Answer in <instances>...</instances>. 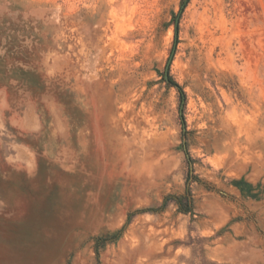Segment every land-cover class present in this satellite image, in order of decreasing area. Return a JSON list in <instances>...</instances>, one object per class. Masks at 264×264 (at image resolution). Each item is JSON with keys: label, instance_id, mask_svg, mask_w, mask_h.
I'll list each match as a JSON object with an SVG mask.
<instances>
[{"label": "rangeland", "instance_id": "1", "mask_svg": "<svg viewBox=\"0 0 264 264\" xmlns=\"http://www.w3.org/2000/svg\"><path fill=\"white\" fill-rule=\"evenodd\" d=\"M0 264H264V0H0Z\"/></svg>", "mask_w": 264, "mask_h": 264}, {"label": "trees", "instance_id": "2", "mask_svg": "<svg viewBox=\"0 0 264 264\" xmlns=\"http://www.w3.org/2000/svg\"><path fill=\"white\" fill-rule=\"evenodd\" d=\"M169 83L171 84V86H174L179 90L180 100H181V102H183L185 99V95H184V92L182 91V89L179 87V85L171 77H169ZM184 198L185 199H184L183 203H181L179 200H177V204L179 205V209L182 212L189 213L191 211V207H192V200H191L189 194H187Z\"/></svg>", "mask_w": 264, "mask_h": 264}]
</instances>
